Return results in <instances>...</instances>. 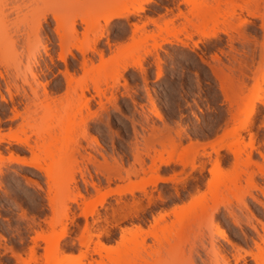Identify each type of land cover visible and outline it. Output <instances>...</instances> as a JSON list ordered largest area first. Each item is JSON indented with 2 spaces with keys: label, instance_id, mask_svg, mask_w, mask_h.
Masks as SVG:
<instances>
[{
  "label": "rangeland",
  "instance_id": "1",
  "mask_svg": "<svg viewBox=\"0 0 264 264\" xmlns=\"http://www.w3.org/2000/svg\"><path fill=\"white\" fill-rule=\"evenodd\" d=\"M141 1L0 0V135L33 147L0 143V264H112L100 244L195 206L176 264H211V234L234 263L259 241L252 225L264 233V0H154L106 22ZM68 121L72 140L48 157Z\"/></svg>",
  "mask_w": 264,
  "mask_h": 264
},
{
  "label": "bare ground",
  "instance_id": "2",
  "mask_svg": "<svg viewBox=\"0 0 264 264\" xmlns=\"http://www.w3.org/2000/svg\"><path fill=\"white\" fill-rule=\"evenodd\" d=\"M154 2V0H142L138 5H133L131 7H128L126 4L123 5L122 7L115 9L113 13L108 16L106 19V22H110L114 18H119V17H130L132 15H139L140 13L146 11L147 5L151 4ZM72 32L75 33L76 29L74 26H72ZM58 32V29H57ZM59 34V32H58ZM103 34H99L95 41L98 42L102 38ZM216 36V33L207 36L208 38ZM171 42V41H167ZM48 47L45 45L44 47V52L48 53ZM83 51V50H82ZM84 53V51L82 52ZM38 55L40 53H36L33 58L34 60L31 61L33 65H36L39 63L37 60ZM52 58V57H51ZM52 60V59H51ZM83 67L88 65V62L86 59L83 60L82 62ZM132 64V63H131ZM125 65L123 67V71H126L129 67H135L141 64L140 61L135 62L132 65ZM65 79H66V84H67V89H66V95L71 94V90L73 93H78L76 90L73 89V81H74V73L71 72L68 68H66L65 72L63 73ZM39 74L34 73L33 74V79L34 82H26L31 88H32V94L33 96L35 95V98L40 97L39 94L37 95L35 86H44L42 83L38 81ZM12 82H8L7 86V91L10 93L11 91V84ZM33 84H36L33 87ZM46 88V87H45ZM44 88V89H45ZM87 87H82L81 93L77 94V100L81 102L82 109L87 110L88 112L90 111V101L91 98H88L86 95V90ZM25 91V88L23 89V93ZM0 94L2 96V100L6 102L5 97L3 96V93L1 91V86H0ZM27 95V94H24ZM39 96V97H38ZM45 99L55 101V97H53V94L51 95L47 89L44 90V95ZM31 98V97H30ZM29 98V99H30ZM32 99V98H31ZM30 99V101H31ZM55 99V100H54ZM40 100V98H39ZM37 101H34L32 99V103L34 105H37ZM27 111L30 112V114L33 113L34 110H31V106H27ZM13 115L15 118L20 116L19 110L17 107L14 105L13 108ZM25 120V119H24ZM27 120V118H26ZM65 124L64 126L66 127L64 129V135L62 138H57V137H52L50 143L45 147L46 149V154L50 158H54L56 155L60 154L61 152H65L67 147H64V140L69 141L72 140V137H70V132L72 129L71 124L69 123ZM23 126V125H22ZM20 126V127H22ZM68 132L70 133H67ZM66 133V134H65ZM69 134V137H68ZM72 135V134H71ZM8 139H6L5 136L0 135V143L1 142H8V143H16L18 145H23V146H28L30 149L33 147L30 145L27 139H20L18 138V133H11L8 136ZM69 138V139H68ZM69 143V142H67ZM65 148V150H62ZM11 161H16V162H21V163H26V160L24 158H21L19 156H12L10 158ZM171 159L168 160H161L162 163L168 164L170 163ZM58 166V165H57ZM62 169V166H58ZM161 179L153 181V184L157 183ZM139 190H144V188H138ZM137 189H127L126 192L133 193ZM253 199L264 206V201L259 199L258 197L252 195ZM205 207L203 206H198L194 208H189V209H181L177 210L174 212L175 214V219L172 220L170 223H165L166 221L164 218L159 217L158 219H155V225H153V228L149 232H144L141 228H131L126 230V234L129 235L128 239L126 240L125 243L122 244L120 247H108L103 244L101 245V248L111 250L113 252L111 256V263L112 264H176L177 260L181 258L183 255V249H182V238L186 234V232H189L194 224H196L200 219H202L205 215ZM233 214V213H231ZM253 229L256 230L259 234V241H255V249L252 250H244L245 254H242L240 252V249L238 250V253L234 255V263L231 262L229 256H227L226 250L220 246L217 245L214 242L213 235H210L211 238V247L214 253V257L210 259L211 264H243L247 263V256H250L251 259H253L257 264H264V233H260L257 226L252 225ZM218 235L222 237V239H225L229 243H232L231 238L225 233L224 230H221V228H218ZM263 231H264V225H263ZM154 240V244L150 245L147 242L146 237L150 236ZM187 235V234H186ZM204 264H208L207 261L203 260Z\"/></svg>",
  "mask_w": 264,
  "mask_h": 264
}]
</instances>
